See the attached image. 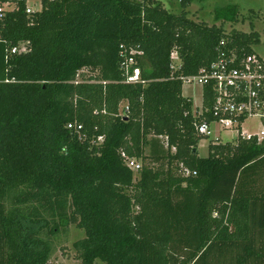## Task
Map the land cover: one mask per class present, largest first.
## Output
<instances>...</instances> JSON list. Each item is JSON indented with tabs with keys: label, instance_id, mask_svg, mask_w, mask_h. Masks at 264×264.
I'll list each match as a JSON object with an SVG mask.
<instances>
[{
	"label": "trees",
	"instance_id": "obj_1",
	"mask_svg": "<svg viewBox=\"0 0 264 264\" xmlns=\"http://www.w3.org/2000/svg\"><path fill=\"white\" fill-rule=\"evenodd\" d=\"M197 1L170 0L174 13L156 0H42L27 16L20 0L6 15L0 264H48L70 225L84 232L72 245L80 264H264V139L210 143L199 157L180 80L209 68L220 42L251 54L260 37L225 32L237 5L211 26L191 20ZM131 51L142 53L135 85L120 69ZM84 69L96 74L77 80Z\"/></svg>",
	"mask_w": 264,
	"mask_h": 264
},
{
	"label": "built area",
	"instance_id": "obj_2",
	"mask_svg": "<svg viewBox=\"0 0 264 264\" xmlns=\"http://www.w3.org/2000/svg\"><path fill=\"white\" fill-rule=\"evenodd\" d=\"M20 0H0V41L4 18L8 13L14 12ZM25 14L30 16L42 10V0L30 6L29 0H22ZM264 43V42H263ZM24 46L13 47L10 55L22 53ZM217 59L209 66L202 68L197 75L181 77L182 88H190L193 94L192 117L194 135L200 139H209L213 135V128L232 132L238 138L250 140L255 138L258 142L264 139V51L251 54L238 53L227 48L224 41L216 47ZM142 56L141 52L131 51L121 62L120 69L125 76V83L135 85L141 82L140 69L137 67L135 56ZM171 68L179 67L180 61L175 51L171 53ZM209 89L206 102L204 89ZM128 108L125 107L121 115L125 116ZM248 119H257L260 122V131L246 133L243 124ZM68 129L81 130V126L71 125ZM219 138L211 141L218 144ZM198 145V144H197ZM124 157V155H122ZM125 158V157H124ZM126 166L133 172L140 170V164L133 159L125 158ZM187 176L189 171L184 169ZM195 175V173H193Z\"/></svg>",
	"mask_w": 264,
	"mask_h": 264
},
{
	"label": "rangeland",
	"instance_id": "obj_3",
	"mask_svg": "<svg viewBox=\"0 0 264 264\" xmlns=\"http://www.w3.org/2000/svg\"><path fill=\"white\" fill-rule=\"evenodd\" d=\"M38 0H29L30 6L33 7L34 3ZM141 1V0H136ZM160 2L167 10L173 9L174 13L180 11L178 4H175L172 8L170 0H156ZM237 5L239 8V21L237 24L225 23L223 28L226 33L232 30H237L243 33L256 32L259 35V44L253 46V50L257 53L264 51V27L262 22V14L264 12V0H203L197 1L191 4L186 11L188 17L195 22H204L208 26L215 24L214 11L219 8L226 7L227 5ZM255 14V15H254ZM255 16V17H253ZM220 22L216 23L219 26ZM92 70H82L77 80L95 75ZM182 94L186 97H192L190 88H182ZM125 108V104L120 105V114ZM242 129L246 133H257L260 131V122L257 119H248ZM219 138L220 143L235 142L237 135L232 132L221 131L218 133L216 127L213 128V135L209 139H200L197 145V153L199 157L208 156V145L211 141ZM134 160V159H133ZM140 164V161H137ZM138 175L134 173V179H137ZM84 238L83 230L77 228L75 225H70L66 232H61L55 239V251L52 254L48 264H80V260L77 258V253L72 247L73 243ZM96 264H100L96 262Z\"/></svg>",
	"mask_w": 264,
	"mask_h": 264
},
{
	"label": "water",
	"instance_id": "obj_4",
	"mask_svg": "<svg viewBox=\"0 0 264 264\" xmlns=\"http://www.w3.org/2000/svg\"><path fill=\"white\" fill-rule=\"evenodd\" d=\"M194 151H195V149H194Z\"/></svg>",
	"mask_w": 264,
	"mask_h": 264
}]
</instances>
